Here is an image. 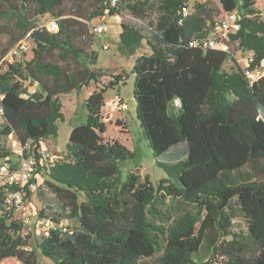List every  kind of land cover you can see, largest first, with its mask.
Wrapping results in <instances>:
<instances>
[{"label":"trees","instance_id":"1","mask_svg":"<svg viewBox=\"0 0 264 264\" xmlns=\"http://www.w3.org/2000/svg\"><path fill=\"white\" fill-rule=\"evenodd\" d=\"M65 1L0 0V35L9 24L15 31L0 53V138L12 134L38 148L55 134V121L63 119L56 97L106 76L96 68L94 21L127 11L150 33L122 22L118 46L131 55L146 41L151 50L133 70L142 134L156 158L184 143L187 151L183 160L157 161L168 177L156 186L139 172L123 180L120 166L136 150L105 142L101 111L106 90L125 83L128 73L111 76L86 100L88 120L72 130L66 160L46 176L64 214L38 213L56 224L37 245L42 256L53 264H140L155 256L159 264H264V77L251 85L240 65L224 68L236 62L230 45L239 40L254 53L251 68L264 65L255 1L206 0L188 14L189 0H121L112 10L97 0L90 13L66 12ZM234 11L239 31L218 37L226 49L197 44L217 17ZM46 15L58 19L57 32L39 28ZM26 38L35 44L33 57L9 61ZM30 84L39 89L30 92ZM10 155L0 145V159ZM5 196L0 190V264H40L32 236L4 211ZM233 203L246 231L233 230ZM64 219L80 226L65 231Z\"/></svg>","mask_w":264,"mask_h":264},{"label":"rangeland","instance_id":"2","mask_svg":"<svg viewBox=\"0 0 264 264\" xmlns=\"http://www.w3.org/2000/svg\"><path fill=\"white\" fill-rule=\"evenodd\" d=\"M204 1L206 0H189L187 3V11L185 13H191L196 2ZM213 1H215L217 4L220 2V0ZM254 1L255 8L259 11L257 13V21L264 23V1ZM96 3L97 0H66L64 4V10L66 12L90 13ZM52 18L53 17L51 15H46L40 20V22L43 23L44 21L50 20ZM225 18V13L223 12L219 17H217L216 20H224ZM122 22L128 23L138 28L146 37L150 36V33L147 31V29L144 28L140 22L135 20L127 11L120 12L113 18L106 16L101 20H95L93 27L95 28L100 25L110 26L115 23L121 24ZM239 28L240 26L235 27L224 38L228 40L229 35L236 34L239 31ZM93 33L95 35L93 49L98 52L99 57L96 68L104 71L106 76L103 78V82L101 84L91 83L89 86L83 87L79 92H74L72 94H61L56 97L63 119L60 118L55 121L56 133L43 139L40 142V146L37 150L48 154L60 155L61 158L56 163L66 160V149L69 144V138L72 130L77 126L87 123L88 111L85 106L86 100L95 90L101 89L106 84H108L112 79L111 76L117 75L121 73L122 70H125L128 73V79L126 82L121 83L114 88L109 87L105 93L106 105L101 111L102 121L107 125L105 142L118 141L131 153L135 152L136 150L135 155L132 158L124 161L120 166L123 180L126 179L128 174L132 172H139L142 177L149 176L151 182L156 186L162 179L168 177L166 171L158 166L157 161L161 160L165 163H172L178 160H183L186 156L187 144H180L172 148L168 154H164L160 158H156L152 149L149 147L147 140L142 134L140 121L137 116V103L134 94L135 76L133 74V70L136 60L142 55L149 54L150 49L147 46L146 41H143L142 47L140 49L131 55H127L119 50L118 40L112 38L109 32L103 37L96 34V32ZM13 35H15L14 25L9 24L6 34L0 35V53L10 43ZM209 36L216 37L212 31L210 32ZM218 41L221 43L223 42L219 39ZM240 45H242L240 40L237 42V44L230 45L231 52L236 62L233 60H228L224 66L225 71L231 72L234 67H236V64L240 65L243 70L250 66L253 55L248 50L242 48L243 46L240 47ZM34 46V42L28 39V49L21 58L17 59V61H29L33 57L32 48ZM105 46L108 48L105 49ZM28 88L30 92H35L39 89L37 84H30L28 85ZM117 100L120 103V108L118 110H114L110 105V102ZM2 125L3 120L0 117V128ZM0 145L4 146L5 149L10 153L12 152L9 139L0 138ZM29 145L33 149H36L35 144L30 142ZM31 153L33 152L31 151ZM7 158L12 164H18V158L15 155L11 154ZM45 180H47L46 177L44 178V182ZM32 199L33 204H35L32 206L35 221L33 224L26 227L24 233L30 234L32 236V243L35 250L38 252L39 263L53 264L48 258L42 256L41 251L37 246L38 243L41 242V230L43 229V221L38 217V213L43 210L45 211L46 215L53 217L55 214L63 215L64 211L62 206L59 204L58 199L46 184L41 186L39 191L33 195ZM173 210H175V208ZM233 213L236 215L233 220V230L236 232L246 231L247 222L242 217L238 207L234 203ZM63 223L69 228L80 226L79 221L76 219H64ZM7 264L16 263L8 262ZM140 264H159L158 256H155L151 259H143L141 260Z\"/></svg>","mask_w":264,"mask_h":264},{"label":"built area","instance_id":"3","mask_svg":"<svg viewBox=\"0 0 264 264\" xmlns=\"http://www.w3.org/2000/svg\"><path fill=\"white\" fill-rule=\"evenodd\" d=\"M121 0H105L104 5L107 9H118ZM187 11V7L184 9ZM224 20H215L212 28V33L216 37L208 36L203 39L198 45L206 49H226L227 47L218 41L219 36L226 37L235 27H239L240 16L237 11L225 13ZM39 28H44L51 33L58 31V19L52 18L44 21L40 24ZM109 29L108 25H100L94 28V32L98 34L106 33ZM28 39L21 41L7 56L9 61H15L21 58L22 55L28 49ZM108 47L105 46V49ZM250 52V51H249ZM251 59L250 66L247 67L244 72L249 83L253 85L255 82L264 77L263 65L251 68V64L254 61V53ZM121 101V100H120ZM110 105L114 110L120 108L119 101H112ZM0 114L2 109L0 108ZM12 155L18 158V164H12L8 158L0 159V190L6 192L4 200V211L6 213H12L13 219L19 221L23 226V231L27 226L33 224L35 221L33 216L32 206L33 195L39 191L41 186L45 184L44 178L50 172L52 166L60 160V155L48 154L42 151L33 149L29 144L22 145L12 134L9 136ZM31 151L33 153H31ZM14 189V190H11ZM3 214V212H2ZM15 216V217H14ZM39 217V215H38ZM40 218V217H39ZM43 221V229L41 230L42 237L48 236L51 230L56 226L51 217L41 218ZM60 227L65 231L68 230V226L63 222Z\"/></svg>","mask_w":264,"mask_h":264},{"label":"crops","instance_id":"4","mask_svg":"<svg viewBox=\"0 0 264 264\" xmlns=\"http://www.w3.org/2000/svg\"><path fill=\"white\" fill-rule=\"evenodd\" d=\"M122 31L123 30H122L121 24L115 23V24H112V25L109 26V29H108V31L106 33L109 32L112 38H114V39L118 40V42H120V36L122 34ZM106 33H103V34L96 33V34H98L101 37H103L104 35H106ZM150 53H151V50H150ZM149 54H146V55H149Z\"/></svg>","mask_w":264,"mask_h":264}]
</instances>
